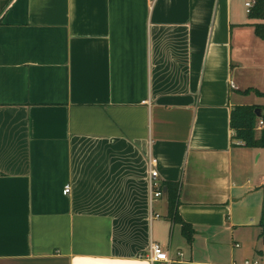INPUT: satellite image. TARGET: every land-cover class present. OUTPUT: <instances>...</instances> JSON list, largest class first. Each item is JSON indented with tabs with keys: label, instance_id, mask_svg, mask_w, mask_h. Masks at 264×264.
Segmentation results:
<instances>
[{
	"label": "crops",
	"instance_id": "crops-1",
	"mask_svg": "<svg viewBox=\"0 0 264 264\" xmlns=\"http://www.w3.org/2000/svg\"><path fill=\"white\" fill-rule=\"evenodd\" d=\"M246 1L0 0V264H264V149L231 127L264 106Z\"/></svg>",
	"mask_w": 264,
	"mask_h": 264
},
{
	"label": "trees",
	"instance_id": "trees-1",
	"mask_svg": "<svg viewBox=\"0 0 264 264\" xmlns=\"http://www.w3.org/2000/svg\"><path fill=\"white\" fill-rule=\"evenodd\" d=\"M252 18L262 19L264 18V0H257L256 4L250 12ZM255 34L264 40V23L254 24ZM254 91L259 96H264V93L255 89H248L244 93H250ZM262 108L263 112L261 117L257 115L256 110ZM264 123V106L260 105H236L231 111V127L234 130L233 138L238 141H242L247 147L252 148H264V125L259 127V121ZM161 187L164 190L168 188V203L169 211L173 220L181 224L182 233L189 243L194 239V228L186 222L177 212V204L179 197V184L175 182L161 183ZM261 233L260 236L264 242V207L263 214L260 222Z\"/></svg>",
	"mask_w": 264,
	"mask_h": 264
},
{
	"label": "built area",
	"instance_id": "built-area-1",
	"mask_svg": "<svg viewBox=\"0 0 264 264\" xmlns=\"http://www.w3.org/2000/svg\"><path fill=\"white\" fill-rule=\"evenodd\" d=\"M257 0H247L245 2V8L247 13L250 14L252 8L256 4ZM232 86H234L232 84ZM264 125L263 121H259V127H262ZM148 176H149V185H150V198L151 202L154 199L163 197L164 190L161 187V183L158 181L159 177V171L157 169V159L154 158L152 155L149 156L148 160ZM71 193V185L66 184L63 189L64 195H69ZM181 254V253H180ZM149 259L152 262H158V261H169L170 256L168 254V251L163 248V246L157 242H152L150 246V253H149ZM245 264H251L249 261H246ZM254 264H258V262H255Z\"/></svg>",
	"mask_w": 264,
	"mask_h": 264
},
{
	"label": "water",
	"instance_id": "water-1",
	"mask_svg": "<svg viewBox=\"0 0 264 264\" xmlns=\"http://www.w3.org/2000/svg\"><path fill=\"white\" fill-rule=\"evenodd\" d=\"M256 112H257V115H258L259 117H261L262 112H263V109H262V108H259V109L256 110ZM164 194H165L166 196H167V194H168V188H167V187L164 188Z\"/></svg>",
	"mask_w": 264,
	"mask_h": 264
},
{
	"label": "rangeland",
	"instance_id": "rangeland-1",
	"mask_svg": "<svg viewBox=\"0 0 264 264\" xmlns=\"http://www.w3.org/2000/svg\"><path fill=\"white\" fill-rule=\"evenodd\" d=\"M263 149H264V148H263ZM263 152H264V151H263ZM260 164H261V165H260L259 168L263 170V169H264V153H263V155H262V158H261V162H260Z\"/></svg>",
	"mask_w": 264,
	"mask_h": 264
}]
</instances>
